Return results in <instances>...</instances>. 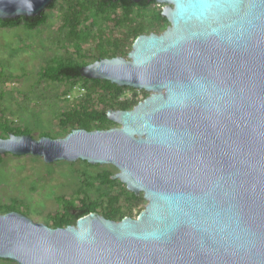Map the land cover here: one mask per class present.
Returning a JSON list of instances; mask_svg holds the SVG:
<instances>
[{"label":"water","instance_id":"obj_1","mask_svg":"<svg viewBox=\"0 0 264 264\" xmlns=\"http://www.w3.org/2000/svg\"><path fill=\"white\" fill-rule=\"evenodd\" d=\"M53 1L0 0V19L40 16ZM156 1L167 3L163 32L139 35L127 57L81 68L150 92L108 110L117 126L0 137V154L112 164V177L143 193L146 207L121 220L91 212L65 227L0 212V258L264 264V0Z\"/></svg>","mask_w":264,"mask_h":264},{"label":"rangeland","instance_id":"obj_2","mask_svg":"<svg viewBox=\"0 0 264 264\" xmlns=\"http://www.w3.org/2000/svg\"><path fill=\"white\" fill-rule=\"evenodd\" d=\"M64 0H58L55 8H47V21L35 28H30L22 22L18 25L4 26L0 19V76L3 79L13 77L6 82H0V120L7 116L15 126L30 127L35 137L49 132L51 137H62L66 133L60 124V114L65 109L80 104L85 97L86 88L83 81L64 80L51 81L41 76V70L49 60L61 55L72 56L80 61H95L93 49L97 35L112 31L115 35L123 29L114 21L102 18L99 25L93 28L90 40L83 43L82 56L73 44L65 39L66 27L62 6ZM167 3L153 4L148 8H135L138 20H150L155 12L163 10ZM117 14L123 16L121 9ZM89 24L85 22L84 25ZM165 28H162L164 31ZM104 32V33H103ZM103 37H106L104 36ZM131 51V50H130ZM138 89L137 99L145 98L150 92ZM81 97L68 101V95ZM127 95L133 92L128 90ZM105 169L113 174L119 170L112 164H91L86 160H58L48 163L44 157L33 154L16 155L4 153L0 163V204H12L15 200L23 204V209L30 211V217L39 222L52 223L51 215L62 211L56 197L63 195L67 198L79 196V191H86L94 202L99 199L102 186H84V178L91 177ZM85 175H87L85 177ZM84 197V194H81ZM144 197V196H143ZM80 204V200L77 201ZM148 200L144 199L134 208L133 217L138 216L139 209H144ZM99 213L102 207L99 206ZM28 215L29 213L26 212ZM0 264H20L16 261L0 258Z\"/></svg>","mask_w":264,"mask_h":264},{"label":"trees","instance_id":"obj_3","mask_svg":"<svg viewBox=\"0 0 264 264\" xmlns=\"http://www.w3.org/2000/svg\"><path fill=\"white\" fill-rule=\"evenodd\" d=\"M62 6L64 28L66 27L65 39L73 44L76 52L81 54L83 43L90 40L93 35V28L99 25L100 20L104 18L108 21H114L123 29L118 35L112 31L97 35V41L93 49L95 60L103 57L125 56L127 57L133 47L134 41L143 33H160L162 28L167 27L169 20L163 16L162 10L155 12L150 20H138L135 16V8H148L157 4L156 0H143L134 2L132 0H64ZM58 0H54L48 8H55ZM117 9H121L123 16L117 14ZM48 19L46 11L36 17H19L13 19H1L4 26L18 25L24 22L30 28L44 24ZM85 22L89 24L84 25ZM165 30V29H164ZM104 33V32H103ZM106 36V37H103ZM82 56V54H81ZM85 60L80 61L72 56L64 57L56 55L49 60V63L41 70V76L51 81L59 82L64 80L83 81L86 88L85 97L80 104L65 109L57 116L60 118V124L65 131L69 133L75 128H85L88 130L108 129L118 124L108 117L110 109H129L135 106L141 99L138 97V89L128 86H119L107 79L87 78L82 75L81 68L88 64ZM13 77L3 79L0 76V82H6ZM13 80V79H12ZM133 92L132 98H123L126 92ZM146 92V91H145ZM5 91L1 92L4 95ZM147 96V95H146ZM0 112H3L0 109ZM32 134L30 127L15 126L7 116H2L0 120V137L6 138L10 134ZM44 132L42 135H49ZM41 135V136H42ZM3 154H0V163L3 161ZM87 162V161H86ZM88 163V162H87ZM87 175H85L86 177ZM113 171L105 169L91 177L84 178V186L95 187L97 183L102 186L99 203L91 200L86 191H79V196L67 198L63 195L56 197L62 207V211L51 215L49 225L54 227H65L75 224L77 220L91 212H98V207H102L100 214L113 220H121L126 216H133L136 208L144 199L143 193L135 194L127 188V185L120 179H114ZM84 194V197H81ZM80 200V204L77 201ZM26 204L15 200L12 204H0V212L20 211L26 214L30 211L24 210ZM142 209H139V213Z\"/></svg>","mask_w":264,"mask_h":264},{"label":"built area","instance_id":"obj_4","mask_svg":"<svg viewBox=\"0 0 264 264\" xmlns=\"http://www.w3.org/2000/svg\"><path fill=\"white\" fill-rule=\"evenodd\" d=\"M82 93L78 94L77 96H72V94H69L68 95V101L72 102V101H75V100H78L80 97H81ZM133 96L132 95H125L123 98H132Z\"/></svg>","mask_w":264,"mask_h":264},{"label":"flooded vegetation","instance_id":"obj_5","mask_svg":"<svg viewBox=\"0 0 264 264\" xmlns=\"http://www.w3.org/2000/svg\"><path fill=\"white\" fill-rule=\"evenodd\" d=\"M134 107V106H133ZM130 109V108H129Z\"/></svg>","mask_w":264,"mask_h":264}]
</instances>
